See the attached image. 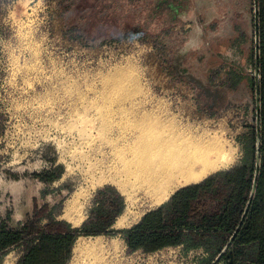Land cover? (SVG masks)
I'll list each match as a JSON object with an SVG mask.
<instances>
[{"label": "rangeland", "instance_id": "1", "mask_svg": "<svg viewBox=\"0 0 264 264\" xmlns=\"http://www.w3.org/2000/svg\"><path fill=\"white\" fill-rule=\"evenodd\" d=\"M72 1L0 0V217L10 209L17 219L44 187L31 175L53 161L65 173L50 189L68 185L70 193L64 219L79 225L94 191L111 184L126 198L117 226L122 229L178 187L149 190L156 184L146 179L145 167L163 144L155 142L157 136L168 135L169 143L221 136L233 157L224 165L228 168L240 157L237 135L252 122L239 110L251 94L240 89L222 105L209 106L211 98L167 72L152 43L88 44L67 34L73 25L65 26ZM118 31L113 23L110 32ZM208 57L203 50L191 52L188 62H195L188 68L203 76L206 66L214 64ZM145 136L154 137V148L134 154L138 138ZM118 155L123 168L127 165L123 180L98 178L94 169L112 165ZM120 239L84 238L88 248L74 252L69 264H145L138 255L129 256ZM165 251L173 253L176 264L194 260L178 249ZM13 258L9 254L0 264H14Z\"/></svg>", "mask_w": 264, "mask_h": 264}, {"label": "trees", "instance_id": "2", "mask_svg": "<svg viewBox=\"0 0 264 264\" xmlns=\"http://www.w3.org/2000/svg\"><path fill=\"white\" fill-rule=\"evenodd\" d=\"M258 1V46L254 35L248 36L239 29L231 42L234 59L225 58L209 67L206 77L184 69L176 58L179 39L186 36L188 29L185 24L158 20L160 16L166 17L159 10L166 9L168 0L72 1L65 26L73 25L67 34L83 38L88 44L121 39L152 43L167 72L174 79L180 77L198 88L200 96L211 98L209 106L222 105L245 83L251 96L239 110L252 122L246 123L236 137L241 157L235 166L178 189L138 222L122 229H116L115 224L126 209V198L111 184L96 190L87 217L78 227L62 218L70 193L68 185L50 189L65 173L62 166L51 161V167L31 175L44 184L42 202L34 199L31 211L19 220L10 209L0 217V262L16 251L19 258L15 264H69L77 240L97 235L121 237L131 253H152L167 247H181L185 253L203 249L207 255L198 258V264H212L233 238L221 261L231 252L233 264H264V0ZM113 23L120 31L110 32ZM174 34L178 35L176 39ZM257 62L261 159L257 187L252 195L257 152ZM204 105L208 107L205 101ZM50 195L52 198L48 199Z\"/></svg>", "mask_w": 264, "mask_h": 264}, {"label": "crops", "instance_id": "3", "mask_svg": "<svg viewBox=\"0 0 264 264\" xmlns=\"http://www.w3.org/2000/svg\"><path fill=\"white\" fill-rule=\"evenodd\" d=\"M157 5L158 3L156 4V7ZM166 6H167L165 7L166 9L159 10V12L161 13L164 12L162 15H166V17L161 18L160 16L158 20L162 21L163 19L167 23L175 22L177 24L180 23V25L185 24V27L188 29L187 33L185 34L186 36L183 38L185 39V41L182 40L183 42L181 43L179 39L178 42L179 46L176 49V58H178L177 59L178 62L182 63L181 66L184 69L188 70L189 69L188 65L193 64L195 62V61L188 62V57L190 56V53L197 52L199 50L206 51L207 54H209L208 59H211L210 61L214 62V64L211 65L209 64L208 66H206L203 77H206L207 69L209 67L220 64L222 60H224L225 58L234 59L235 53L234 50L231 48V42L233 41V39H235L238 36L239 29H241L248 36L254 35V39H255V29H256L255 0L253 1L251 0H168ZM240 17H242L243 21L242 19L240 20ZM244 21L247 23V26L251 27L250 28L251 32H249L247 29L244 28L245 26ZM177 36L178 35L174 34L175 39ZM180 79H181L180 77L177 78V80ZM244 88H247L245 83H243L239 87L238 91L240 89L244 90ZM229 147L230 146L228 145L224 146V152H226L228 157L225 161L219 162L216 168L210 170L209 173H207L204 177L198 180L195 179L194 181L186 182L181 185L180 184L173 185L178 187H176L175 190L170 193V195H167L166 198L159 203L162 204L163 202H165L167 199L171 197V195H173L174 192H176L178 189L184 186L201 182L210 175L214 173L216 174L217 171L228 170L233 166H235L241 157V153L239 159L235 164H233L228 168L224 166L226 165L227 162H229L230 164L231 158H233L231 157L232 153ZM222 166H224V168ZM34 179L38 180L37 178ZM41 190L38 196L34 195L31 198H29L30 202L27 203L28 205L27 208L18 215L17 220L21 219L22 217H24V215L27 212L31 211L34 205V199L37 200L42 199ZM94 192L96 193V190ZM95 193H93L92 198ZM158 197L160 198V196ZM51 198L52 196L50 195L48 199ZM89 207L86 212L87 214ZM64 212H65V208L63 209L61 215L62 218H65L63 216ZM86 217L87 215L85 216V218H82V220L80 219L81 221L78 220V223L81 224L86 219ZM122 217L123 215H121V217L118 218L115 224L116 229L117 226L119 227V222ZM79 225H75V226L78 227ZM124 246L126 248L125 242H124ZM74 250L75 251H73V256H74V252L77 251L78 253H81L84 249L77 250L75 246ZM132 254L138 255V257L141 258L142 261L145 262V264L149 263L147 261V259L150 256L149 253L137 251L136 253H130L129 256H131ZM10 255L14 257L13 259L15 264L18 261L19 253L16 251H12Z\"/></svg>", "mask_w": 264, "mask_h": 264}, {"label": "bare ground", "instance_id": "4", "mask_svg": "<svg viewBox=\"0 0 264 264\" xmlns=\"http://www.w3.org/2000/svg\"><path fill=\"white\" fill-rule=\"evenodd\" d=\"M154 137H140L138 138V145L136 153H149L153 149ZM168 139V140H167ZM173 139V138H171ZM161 141V149H159L155 156L151 157L150 167H145L146 179L154 180L156 186H149V190L157 192L158 187L166 188L172 187L176 184H183L186 182L198 180L204 177L210 170L216 168L221 161H225L228 157L224 152V142L221 136L213 135L202 136L196 140L185 142H171L169 143V136H157L156 141ZM135 148V147H134ZM101 166V165H100ZM127 168V165L124 166ZM122 165L121 156L118 155L117 160L112 165H108L105 169L96 167L94 173L101 180L118 179L123 180L126 175ZM149 170L151 174H149ZM126 184H132L125 181ZM99 236L96 235L98 238ZM85 238V237H83ZM80 237L75 244L76 249H86L89 244L86 240ZM75 248V247H74Z\"/></svg>", "mask_w": 264, "mask_h": 264}, {"label": "water", "instance_id": "5", "mask_svg": "<svg viewBox=\"0 0 264 264\" xmlns=\"http://www.w3.org/2000/svg\"><path fill=\"white\" fill-rule=\"evenodd\" d=\"M258 0H255V23H256V29H255V40H256V46H258L259 37H258ZM257 58H258V51H257ZM255 76H256V103H257V114H256V127H257V152H256V175L254 179V184L252 188V195L255 193L256 187H257V179H258V173H259V167H260V138H261V122H260V91H259V67L258 62L256 65L255 70ZM233 238L230 239L226 247L224 248L221 255H219L212 264H216L217 262L221 261L222 256L224 255L225 251L229 248V246L232 244ZM232 255L231 252H228V255L225 256V263L226 264H233L232 263Z\"/></svg>", "mask_w": 264, "mask_h": 264}, {"label": "built area", "instance_id": "6", "mask_svg": "<svg viewBox=\"0 0 264 264\" xmlns=\"http://www.w3.org/2000/svg\"><path fill=\"white\" fill-rule=\"evenodd\" d=\"M172 249H174V250L178 249L179 251H181L185 255H188V254L194 255L193 262L188 263V264H198L197 259L204 256V255H207V254H205V251L203 249L191 250L188 253H185L181 247H175V248L174 247H167V248L149 253L150 256L147 259V261L149 262L148 264H176L174 262V256H172L173 253L165 251V250H172ZM181 264H184V263L182 262ZM216 264H226V263H225V261H219Z\"/></svg>", "mask_w": 264, "mask_h": 264}, {"label": "clouds", "instance_id": "7", "mask_svg": "<svg viewBox=\"0 0 264 264\" xmlns=\"http://www.w3.org/2000/svg\"><path fill=\"white\" fill-rule=\"evenodd\" d=\"M146 35V34H145Z\"/></svg>", "mask_w": 264, "mask_h": 264}]
</instances>
